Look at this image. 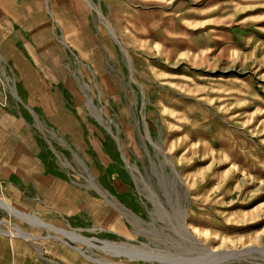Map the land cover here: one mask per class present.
<instances>
[{
	"label": "rangeland",
	"instance_id": "rangeland-1",
	"mask_svg": "<svg viewBox=\"0 0 264 264\" xmlns=\"http://www.w3.org/2000/svg\"><path fill=\"white\" fill-rule=\"evenodd\" d=\"M0 201V264H264V0H0Z\"/></svg>",
	"mask_w": 264,
	"mask_h": 264
},
{
	"label": "bare ground",
	"instance_id": "bare-ground-1",
	"mask_svg": "<svg viewBox=\"0 0 264 264\" xmlns=\"http://www.w3.org/2000/svg\"><path fill=\"white\" fill-rule=\"evenodd\" d=\"M0 205L3 206L2 208H5L7 211H9L10 214H13V215H16L17 217H22L23 219L27 220V221H30L32 222L33 225L35 226H39V227H43L45 229H48V230H54L55 228L51 225H48L46 223H44L43 221H41L40 219L38 218H35V217H31V216H21L20 214H18V212H16L13 208L5 205L2 201H0ZM62 232V235H67L68 238H70L72 241H75V242H83L84 244H87L89 245L90 247L93 246V244H91L89 241L87 240H83L82 238H80L77 234L75 233H66V232ZM10 236H15V237H24L26 236L25 233L21 232L20 230H15L14 233H11ZM27 237V236H26ZM30 240V239H29ZM57 240H60L61 242H63L65 245L68 246V244L66 242H64L63 240L57 238ZM74 250H76L78 252V254H80L86 261H89V262H97L99 264H114L110 261H107V260H96V259H93L87 255H85L80 249H77V248H74ZM140 255V254H139ZM131 256V255H130ZM138 256V255H137ZM135 257V256H134ZM219 257V256H218ZM138 258V257H137ZM141 258L144 260H153L155 258H151V257H148V256H143L141 255ZM136 259V258H135ZM158 259V258H157Z\"/></svg>",
	"mask_w": 264,
	"mask_h": 264
},
{
	"label": "crops",
	"instance_id": "crops-1",
	"mask_svg": "<svg viewBox=\"0 0 264 264\" xmlns=\"http://www.w3.org/2000/svg\"><path fill=\"white\" fill-rule=\"evenodd\" d=\"M12 192H14V189H12Z\"/></svg>",
	"mask_w": 264,
	"mask_h": 264
}]
</instances>
